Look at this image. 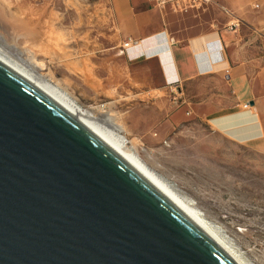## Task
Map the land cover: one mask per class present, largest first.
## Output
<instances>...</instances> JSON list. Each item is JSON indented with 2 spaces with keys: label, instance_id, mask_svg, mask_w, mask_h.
I'll list each match as a JSON object with an SVG mask.
<instances>
[{
  "label": "water",
  "instance_id": "1",
  "mask_svg": "<svg viewBox=\"0 0 264 264\" xmlns=\"http://www.w3.org/2000/svg\"><path fill=\"white\" fill-rule=\"evenodd\" d=\"M0 264H241L77 113L0 58Z\"/></svg>",
  "mask_w": 264,
  "mask_h": 264
},
{
  "label": "rangeland",
  "instance_id": "2",
  "mask_svg": "<svg viewBox=\"0 0 264 264\" xmlns=\"http://www.w3.org/2000/svg\"><path fill=\"white\" fill-rule=\"evenodd\" d=\"M0 11V46L33 55L29 62H42L39 71L100 122L120 126L134 153L195 202L247 263L264 264V150L201 120L168 129L180 98L148 96L128 75L111 0H0Z\"/></svg>",
  "mask_w": 264,
  "mask_h": 264
},
{
  "label": "crops",
  "instance_id": "3",
  "mask_svg": "<svg viewBox=\"0 0 264 264\" xmlns=\"http://www.w3.org/2000/svg\"><path fill=\"white\" fill-rule=\"evenodd\" d=\"M111 2L118 36L137 42L124 53L128 75L148 96L180 98L168 111V129L201 120L228 140L264 150V0H211L185 10L153 0Z\"/></svg>",
  "mask_w": 264,
  "mask_h": 264
},
{
  "label": "bare ground",
  "instance_id": "4",
  "mask_svg": "<svg viewBox=\"0 0 264 264\" xmlns=\"http://www.w3.org/2000/svg\"><path fill=\"white\" fill-rule=\"evenodd\" d=\"M4 25L6 24L4 23ZM10 26L12 27V25ZM13 28H14L13 31H16L17 28L20 29V25L18 24L13 25ZM26 30L27 29H25V31ZM28 52H29V49H28ZM0 58L4 60L5 62H7L12 67H14L15 69H17L19 72L24 74L26 77L31 79L37 85L42 87L48 93L53 95L59 101L64 103L67 107H69L71 110L77 113L86 122H88L101 135H103L109 142H111L117 149H119L124 155H126L138 167H140L158 185H160L169 195H171L180 205H182L193 217H195L210 233H212L241 262V264H249L244 260L241 253L235 247H233L232 243L223 234V232L218 227L215 226L216 224L213 225L210 221H208L205 218L204 214L200 210H198V208L195 206L197 204H194L195 202H192V200L189 199L187 196H185L184 193L182 194L181 192H179L174 186V184L170 183L166 178H164L162 175L157 173L153 168L147 165L142 159H140L134 153L128 141H126V139L123 136L119 135L118 131L120 130V126L115 125L116 128H114L112 126H107L103 124L102 122H100V120L95 116L96 112L93 109L86 108L82 106L81 104H79L78 101H76L74 98H72V96L66 93L65 90H62L61 86L60 88L58 84L54 83V81H52L51 79L52 77L50 78L47 76L48 74H44L43 72L39 71L38 68H42L43 64H40L42 62H39V63L31 62L30 63L29 61L30 60L32 61V59H34L33 55H29V57H27L28 58L27 60V58L26 59L22 58L20 53L19 54L15 53L14 55H12L4 47L0 46Z\"/></svg>",
  "mask_w": 264,
  "mask_h": 264
},
{
  "label": "built area",
  "instance_id": "5",
  "mask_svg": "<svg viewBox=\"0 0 264 264\" xmlns=\"http://www.w3.org/2000/svg\"><path fill=\"white\" fill-rule=\"evenodd\" d=\"M158 7H163L166 4L171 5L175 10H185L187 8H202L211 3V0H153ZM235 23H233V26ZM137 42L132 39H126L122 43L123 50H129L136 45ZM247 103L244 104V107H247Z\"/></svg>",
  "mask_w": 264,
  "mask_h": 264
}]
</instances>
